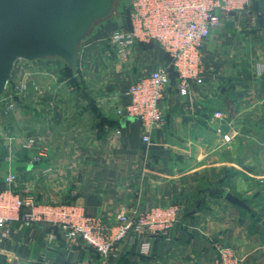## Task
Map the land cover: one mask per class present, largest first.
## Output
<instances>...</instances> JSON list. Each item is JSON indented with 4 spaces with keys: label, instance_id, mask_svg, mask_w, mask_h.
Returning <instances> with one entry per match:
<instances>
[{
    "label": "crops",
    "instance_id": "1",
    "mask_svg": "<svg viewBox=\"0 0 264 264\" xmlns=\"http://www.w3.org/2000/svg\"><path fill=\"white\" fill-rule=\"evenodd\" d=\"M91 41L72 75L58 59L34 61L38 78L49 77V96L31 88L6 113L8 86L0 100V189L12 171L20 189L40 201L74 202L110 222L122 208L184 200L180 221L165 237L125 240L106 260L84 243H67L57 226L17 220L0 243V264H213L220 245H232L241 264H264V0H251L249 11L234 13L206 39L203 83L193 82L184 95L171 74L162 101L167 124L150 131L149 144L141 122L123 123L116 108L127 101L129 83L167 64V54L140 45L133 58L149 56L147 65L132 63L129 80L118 85L91 74L95 52L105 56L88 48ZM26 100L35 103L28 107ZM30 136L36 144L26 150L22 142ZM229 192L249 208L227 200ZM143 238L152 243L149 254L139 252Z\"/></svg>",
    "mask_w": 264,
    "mask_h": 264
},
{
    "label": "built area",
    "instance_id": "2",
    "mask_svg": "<svg viewBox=\"0 0 264 264\" xmlns=\"http://www.w3.org/2000/svg\"><path fill=\"white\" fill-rule=\"evenodd\" d=\"M250 7L251 0H131L125 17L106 37L108 47L104 48L101 39L88 44L89 49L99 48L106 57L122 62L131 61L140 45H157L169 56V64L153 68L130 82L124 91L127 101L116 108L118 117H131L141 122L145 130L144 143L151 142L150 131L167 124L162 101L171 82L170 69L173 67L176 71L178 87L184 95L189 93L193 82L203 83L206 39L223 21L234 13L249 11ZM34 64L26 60L16 63L15 84L12 93L7 95L6 113L16 109L15 96L26 98L31 88L39 92ZM214 116L222 119L224 113L216 111ZM117 132L121 133V129ZM224 138L230 140L227 134ZM35 144L36 138L30 136L23 140L22 147L31 150ZM41 156V152L33 154L31 162L38 161ZM5 183L6 188L0 189V243L10 239L13 221L20 220L28 226L46 223L59 227L67 243H84L110 260L117 256L125 240L147 234L165 237L181 218V206L172 203L132 210L122 208L110 222L85 213L74 202L40 201L29 188L20 189L19 176L15 172L7 174ZM139 243L141 254L151 253L152 243L148 238ZM241 262L242 258L232 245H220L213 264Z\"/></svg>",
    "mask_w": 264,
    "mask_h": 264
},
{
    "label": "water",
    "instance_id": "3",
    "mask_svg": "<svg viewBox=\"0 0 264 264\" xmlns=\"http://www.w3.org/2000/svg\"><path fill=\"white\" fill-rule=\"evenodd\" d=\"M122 1L0 0V100L9 85L14 87L19 60L58 59L76 73L83 44L98 24L116 15ZM226 198L249 208L246 200L230 192Z\"/></svg>",
    "mask_w": 264,
    "mask_h": 264
},
{
    "label": "rangeland",
    "instance_id": "4",
    "mask_svg": "<svg viewBox=\"0 0 264 264\" xmlns=\"http://www.w3.org/2000/svg\"><path fill=\"white\" fill-rule=\"evenodd\" d=\"M130 2H131V0H123L119 9H118V12L116 13V15L114 17L110 18L109 20H107L106 22H103L102 24H100L96 28V30L93 32V34L91 35V40L96 41L98 39H101L103 45L105 46L104 48H107L108 43H107L106 37L119 24V22L125 17V15L128 12V7L130 5ZM94 56H95L94 57L95 59L94 58L93 59L95 60V62L92 61V63L96 65L95 66L96 68L93 70V73H91V74L95 75V77H103V78L107 79V81H110V82L118 84V85H121L123 82L129 80V73L132 70L131 69L132 63H134L135 67L138 66L139 68H142V66L147 65V62L149 60L148 55H147L148 58H146V59L145 58H140V59L138 58V60H137V59L132 58L131 61H128V62H122V61H119L115 58L105 57L102 54H100L99 52H95ZM151 60H152V57H150V61ZM40 61L41 62H37L36 64L43 65V64L49 63V59L48 60H40ZM38 79L41 81V85H39L40 90L36 94V96L41 97V98L49 96V77H45V75H40ZM39 80H38V82H39ZM73 80H74V78H73ZM59 93H61V90L59 91ZM5 95H7V92L4 94V96ZM34 103H35L34 101H27L26 100L25 106L30 107ZM41 110H42V108H41ZM8 119H9L8 122H10V123L14 122V118L12 115L9 116ZM61 122H59L58 124L61 125L62 124ZM174 203H177L182 207L183 204H185V201L181 200V201H176ZM170 204H172V203H170Z\"/></svg>",
    "mask_w": 264,
    "mask_h": 264
},
{
    "label": "trees",
    "instance_id": "5",
    "mask_svg": "<svg viewBox=\"0 0 264 264\" xmlns=\"http://www.w3.org/2000/svg\"><path fill=\"white\" fill-rule=\"evenodd\" d=\"M167 64H169L170 63V58H169V56L167 55ZM67 68V70L69 71L68 73H70L71 75L72 74H74L75 72H73L71 69H69L68 67H66ZM170 71H171V74H174V75H176V77H177V74H176V71L174 70V68L172 67L171 69H170ZM75 80H77L78 78L77 77H75L74 78ZM93 249V248H92ZM94 250V249H93ZM95 251V250H94Z\"/></svg>",
    "mask_w": 264,
    "mask_h": 264
}]
</instances>
